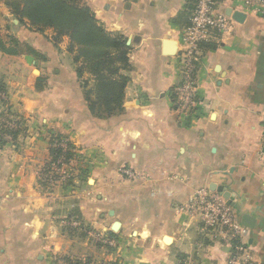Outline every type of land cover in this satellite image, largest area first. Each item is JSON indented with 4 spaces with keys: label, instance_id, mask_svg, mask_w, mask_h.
<instances>
[{
    "label": "crops",
    "instance_id": "1",
    "mask_svg": "<svg viewBox=\"0 0 264 264\" xmlns=\"http://www.w3.org/2000/svg\"><path fill=\"white\" fill-rule=\"evenodd\" d=\"M196 1L82 0L129 48L123 111L105 118L89 110L69 36L20 23L0 3V35L23 46L0 50V117L21 129L0 133V264H228L230 237L179 212L202 188L223 190L264 264V13L220 4L232 30L203 44L196 104L183 112L173 89ZM54 135L76 155L66 181L44 185Z\"/></svg>",
    "mask_w": 264,
    "mask_h": 264
},
{
    "label": "trees",
    "instance_id": "2",
    "mask_svg": "<svg viewBox=\"0 0 264 264\" xmlns=\"http://www.w3.org/2000/svg\"><path fill=\"white\" fill-rule=\"evenodd\" d=\"M4 3L20 23H28L38 30L51 28L59 36H69L73 48L77 49L75 60L81 63L78 75L85 89L89 110L93 115L98 118L113 117L123 111L124 91L129 78L122 71L128 66L129 48L122 36L107 32L99 24L91 8L84 5L82 0H4ZM194 7L195 5L193 9ZM22 49L23 46L17 39L3 38L0 35V50L4 53L19 55ZM85 73L91 74L95 81V85L88 90L86 89L89 82L83 80ZM0 93L7 94L2 81H0ZM5 102L0 99V106L7 107ZM5 111L7 112V109L3 113ZM20 130L6 129L0 123V133H8L13 139L17 138ZM64 140L66 141L61 135L52 136L51 159L44 166L43 171L49 172L54 169L62 153V149L55 147V144H60ZM4 144L5 142L0 139V146ZM67 144L66 157L69 163L74 159L76 149L71 142L67 141ZM46 181L39 179L44 185L48 183Z\"/></svg>",
    "mask_w": 264,
    "mask_h": 264
},
{
    "label": "built area",
    "instance_id": "3",
    "mask_svg": "<svg viewBox=\"0 0 264 264\" xmlns=\"http://www.w3.org/2000/svg\"><path fill=\"white\" fill-rule=\"evenodd\" d=\"M223 2L231 3L234 8L242 11H257L264 13V0H197L192 11L190 24L184 30V42L187 46L182 63L184 72L182 82L173 89L174 95L178 99L180 110L188 112L196 104L197 86L193 78L200 60V50L204 43L209 42L215 36H223L232 30L234 24L231 17L220 11L219 6ZM4 3V0H0ZM0 99L6 100V95L0 93ZM7 116V115H6ZM3 127L8 125V117H0ZM12 127H15L12 126ZM10 137V136H9ZM264 139V124H263ZM60 147L62 153L59 156L54 169L49 172L41 171L39 178L52 184L58 181H66L69 173L66 168L68 163L66 153L68 151L67 140L55 144ZM130 179H135L137 174L131 170H123ZM181 213L189 216L190 219H198L205 230L212 232L222 231L224 235L230 237L233 242V252L228 264H260L252 255L250 249L244 242L245 229L233 209L228 205L221 193L212 192L208 188L197 190L188 201L179 209ZM67 264H78L75 261ZM79 264H87L86 262Z\"/></svg>",
    "mask_w": 264,
    "mask_h": 264
},
{
    "label": "water",
    "instance_id": "4",
    "mask_svg": "<svg viewBox=\"0 0 264 264\" xmlns=\"http://www.w3.org/2000/svg\"><path fill=\"white\" fill-rule=\"evenodd\" d=\"M230 15L238 23H243L245 21V19H246L245 13H242L240 11H231V14ZM27 61L32 64L33 63V58L32 57H27ZM217 190L219 192H221V193L223 192L222 189H217ZM225 199H228L227 196H226ZM227 203H228L229 206L231 205L230 201H227ZM120 225L121 224L119 222L114 223V225H113V231H115V232L119 231Z\"/></svg>",
    "mask_w": 264,
    "mask_h": 264
}]
</instances>
